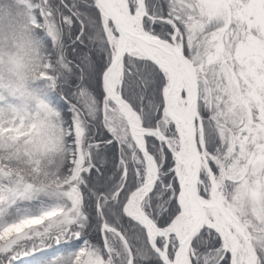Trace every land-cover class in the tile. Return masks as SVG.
<instances>
[{
	"label": "snow or ice",
	"instance_id": "1",
	"mask_svg": "<svg viewBox=\"0 0 264 264\" xmlns=\"http://www.w3.org/2000/svg\"><path fill=\"white\" fill-rule=\"evenodd\" d=\"M0 264H264V0H0Z\"/></svg>",
	"mask_w": 264,
	"mask_h": 264
}]
</instances>
